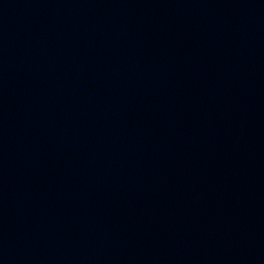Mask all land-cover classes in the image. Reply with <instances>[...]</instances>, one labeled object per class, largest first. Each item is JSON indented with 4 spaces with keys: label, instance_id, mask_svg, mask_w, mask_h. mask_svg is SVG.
<instances>
[{
    "label": "water",
    "instance_id": "1",
    "mask_svg": "<svg viewBox=\"0 0 264 264\" xmlns=\"http://www.w3.org/2000/svg\"><path fill=\"white\" fill-rule=\"evenodd\" d=\"M0 264H264V0L0 4Z\"/></svg>",
    "mask_w": 264,
    "mask_h": 264
}]
</instances>
